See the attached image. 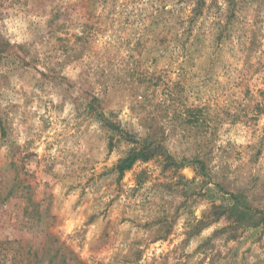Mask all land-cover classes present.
I'll return each mask as SVG.
<instances>
[{
    "label": "clouds",
    "instance_id": "obj_1",
    "mask_svg": "<svg viewBox=\"0 0 264 264\" xmlns=\"http://www.w3.org/2000/svg\"><path fill=\"white\" fill-rule=\"evenodd\" d=\"M231 2L193 19L200 0H95L91 17L81 0H0V264H50L49 249L68 264H264V0L234 11L218 49ZM241 202L257 223H236Z\"/></svg>",
    "mask_w": 264,
    "mask_h": 264
},
{
    "label": "rangeland",
    "instance_id": "obj_2",
    "mask_svg": "<svg viewBox=\"0 0 264 264\" xmlns=\"http://www.w3.org/2000/svg\"><path fill=\"white\" fill-rule=\"evenodd\" d=\"M43 3V0H37V4L40 5ZM95 3V0H81V4L82 6L88 10V15L91 17V8L92 6L94 5ZM248 3V0H237V3L232 7L231 6V10H230V13L227 17V24L225 26H223L220 30V33L219 35L217 36L216 38V44H217V48L219 49V45L221 43H223L228 37H229V32L233 26V24L235 23V15H234V11L235 10H238L239 8L241 7H244L246 6ZM204 5L202 6V9H203ZM60 14L58 13L57 14V17H54L55 18H58ZM195 19V17L193 18ZM160 18H157L156 20H154L153 22V27L155 28L159 23H160ZM89 29L91 28V26H88ZM191 32V28L189 29V34ZM62 42V41H61ZM3 46L2 48L7 49L8 46L7 44L3 43L2 41H0V46ZM202 45V39L200 37H197L196 41H195V44H194V48H195V51H188L186 52V55L189 57V59L186 61V63L191 66L192 65V57L195 56L198 51H199V48L200 46ZM255 45V42L253 41V46ZM139 47V45H138ZM212 64L214 65L215 64V61H212ZM184 75V72L182 71V76ZM145 81L143 79L140 80V83H144ZM158 83V81H157ZM177 88V91L180 92L182 91L181 87L179 84H177L176 86ZM256 110L259 112V111H264V107H261V106H257ZM204 110L203 109H195V110H189L188 111V116H189V121L192 122V123H195L198 125V128H199V132L200 134H203V132H206L207 131V122L205 121L203 124L200 123V121L203 119V116H202V112ZM177 118L179 119V116H177ZM2 122V121H1ZM2 127L4 129V133H5V125L4 123L2 122ZM0 135H3L2 132H1V129H0ZM147 144L148 143H151V141H148L146 142ZM153 143V142H152ZM111 147V145H110ZM147 160V159H146ZM105 175V174H102V176ZM146 175L144 174H141V176L139 177V180H138V184H142V182L146 179ZM6 180V173L4 172L3 169H0V184H3ZM93 181H89V183H92ZM181 183H183V181H181ZM162 188H166V189H169V190H172L173 186L172 185H163L161 186ZM192 193H191V190L189 189L188 191H185L184 195L186 197L190 196ZM83 195V193H82ZM114 203V201H109V204H108V208H111V205ZM16 204H19L20 205V209H19V213L21 215V217H28L29 219H33L35 218V214H30L27 209H25L23 207V201H13V206L15 207ZM241 206L244 208V211H242L244 214L240 217V219H238L235 214H232L234 220L236 221L237 224H244V223H257V221L255 220V216H256V213L251 211L248 207V205L246 203H243L241 202ZM108 208H106V212H105V215H107V211H108ZM238 210H240V207H238ZM224 211L223 208L221 209H218L217 210V215H219L220 213H222ZM3 221H6V217L2 214H0V222H3ZM161 223H164L165 221L162 219L160 221ZM260 223H264V216L261 217V220L259 221ZM148 225H145V227H147ZM112 228V225L109 224L103 235L100 237L99 239V244L100 245H103L107 240H108V233L109 231L111 230ZM198 231V228L196 229ZM219 233H217L218 235ZM142 255L141 252H137L136 253V256L137 258H140ZM235 255V253H234ZM48 259H49V262L50 264H68V260H67V256L66 254H57L55 253L54 251H52L51 249L48 250Z\"/></svg>",
    "mask_w": 264,
    "mask_h": 264
},
{
    "label": "trees",
    "instance_id": "obj_3",
    "mask_svg": "<svg viewBox=\"0 0 264 264\" xmlns=\"http://www.w3.org/2000/svg\"><path fill=\"white\" fill-rule=\"evenodd\" d=\"M236 3H237V0H232V2H231V6L233 7ZM203 5H204V0H200V3L198 4V7L194 10V12H195L194 17H195V16H198V15L201 14V10H202V6H203ZM2 47H3V46L1 45V46H0V52H2V51L4 50V48H2ZM0 129H1L2 134H4V129H3V127H2V122H1V121H0ZM153 146H154V144H153L152 142H151V143H148V144H147L146 151H147L148 148H151V147H153ZM140 155H141V157H142L144 160L148 159V157H147L146 155H144V153H140ZM134 159H135V154H133V156L130 157L126 162H124V163H122L121 165H119V170H120V172H121V175L123 174L124 169L129 168V167L131 166V164L134 162ZM230 212H231L232 214L237 213V214H235V216H236L238 219H240V217L244 214L242 211H239V210H238V207H233V208H231V209H230Z\"/></svg>",
    "mask_w": 264,
    "mask_h": 264
}]
</instances>
